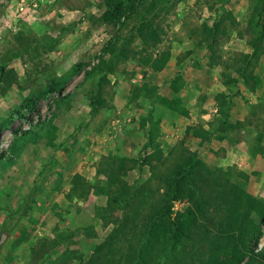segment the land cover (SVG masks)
Returning <instances> with one entry per match:
<instances>
[{"label": "rangeland", "instance_id": "rangeland-1", "mask_svg": "<svg viewBox=\"0 0 264 264\" xmlns=\"http://www.w3.org/2000/svg\"><path fill=\"white\" fill-rule=\"evenodd\" d=\"M262 4L137 0L107 21L105 0H0V264H206L238 206L264 252ZM189 160L176 243L157 213Z\"/></svg>", "mask_w": 264, "mask_h": 264}, {"label": "trees", "instance_id": "trees-1", "mask_svg": "<svg viewBox=\"0 0 264 264\" xmlns=\"http://www.w3.org/2000/svg\"><path fill=\"white\" fill-rule=\"evenodd\" d=\"M136 1L137 0H131V1L105 0V5L107 9L104 14V19L107 21H112L118 19L119 17L129 12L130 10L131 12H133V7H131V4L132 5L135 4ZM229 1L230 0H223L224 3H227ZM260 1L262 0H259V2ZM253 12H254L253 16H257L258 20L259 18L264 17V4H262V6L259 9L255 7ZM151 34L154 35V32H151ZM254 55L256 56L257 53L255 52ZM169 58H170V52L168 50L164 51L161 57L159 58V61L157 60L158 65L154 66L155 70L156 71L162 70V68L165 67V65L169 61ZM5 68L6 65H1L0 73H3ZM104 78L105 77L102 75L99 78V83L102 82ZM170 89L173 92H176V89L173 86L170 87ZM54 90H55L54 87H50L49 92ZM44 96L45 93H41L37 95L34 100L35 101L34 103L42 99ZM170 98L171 96L165 95L164 97L161 98L160 104L164 105V107H167L169 111L179 112V107H180L179 99L178 98L174 99V101L168 100ZM171 102H176V103L172 104ZM94 109L95 110L97 109L95 104H94ZM199 165L202 166L203 168V164H201L199 160H196L194 163H192L189 160V161H185L181 165L176 166L172 177L168 180L164 188L165 191L163 194L162 203L158 209L157 215L159 217H162L165 220V222H167L170 225L169 238L176 243H180L181 240H183L185 237H188L189 234L192 233L193 222H192V217L180 219V215H183L180 213L178 214L179 217H177V219L173 221L171 219L173 204L175 201H177L180 198V194L182 191V187L184 186L185 180H187L188 176H190L192 173H194L196 169H198ZM246 198H247L248 210L254 209L255 215H257V217L261 222L262 219H264V208H262L261 202L255 200L250 196H246ZM250 207L251 209H249ZM185 214H188V212H186ZM234 226H235V240H238V242H234L231 240L232 245L230 246V249L226 252L227 255H225L224 257H221L223 254H220V252L216 250L213 256L209 257L206 264H251L252 261L255 259H258V261H264V252L255 253L253 247L256 243V240L260 236V227L258 224L253 222L252 219L249 217V212L243 210L241 206H238L235 209ZM151 231L152 228L150 232Z\"/></svg>", "mask_w": 264, "mask_h": 264}, {"label": "water", "instance_id": "water-1", "mask_svg": "<svg viewBox=\"0 0 264 264\" xmlns=\"http://www.w3.org/2000/svg\"><path fill=\"white\" fill-rule=\"evenodd\" d=\"M6 235L5 234H1L0 235V247L3 245V243L5 242L6 240Z\"/></svg>", "mask_w": 264, "mask_h": 264}, {"label": "crops", "instance_id": "crops-1", "mask_svg": "<svg viewBox=\"0 0 264 264\" xmlns=\"http://www.w3.org/2000/svg\"><path fill=\"white\" fill-rule=\"evenodd\" d=\"M234 2V6H235V1H233Z\"/></svg>", "mask_w": 264, "mask_h": 264}]
</instances>
